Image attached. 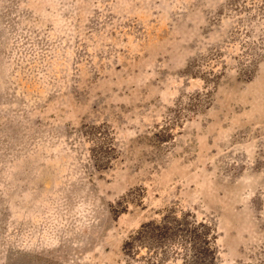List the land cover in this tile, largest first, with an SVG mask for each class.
Listing matches in <instances>:
<instances>
[{
    "label": "rangeland",
    "instance_id": "1",
    "mask_svg": "<svg viewBox=\"0 0 264 264\" xmlns=\"http://www.w3.org/2000/svg\"><path fill=\"white\" fill-rule=\"evenodd\" d=\"M0 264H264V0H0Z\"/></svg>",
    "mask_w": 264,
    "mask_h": 264
}]
</instances>
